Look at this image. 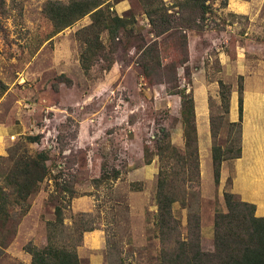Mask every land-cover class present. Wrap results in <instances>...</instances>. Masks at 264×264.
<instances>
[{"label": "rangeland", "instance_id": "374dc122", "mask_svg": "<svg viewBox=\"0 0 264 264\" xmlns=\"http://www.w3.org/2000/svg\"><path fill=\"white\" fill-rule=\"evenodd\" d=\"M45 1L6 0L8 13L0 18V90L5 88L0 95V168H13L20 155L41 150L49 154V173L29 198L28 211L21 215L24 206L13 203L10 219L0 222V264H30L25 245L29 241L41 245L48 233L57 245L74 247L79 264H152L160 249L154 141L161 128L178 124V98L171 94L179 90L177 85L188 88L189 75L197 66L201 70L197 76L209 90H217L218 80L237 89L239 76L252 73L251 60L245 51L236 63L239 71L223 70L216 50L209 49L210 57L196 59L190 69L187 61L177 63L182 55L177 31L168 33L172 38L167 33L156 37L140 0H103L111 14L126 15L133 35L122 37L127 47L118 44L111 52L107 33H101L109 56L97 58L84 71L79 62L84 44L78 32L90 23L89 16L54 33L42 12ZM261 36L254 33L251 38L261 41ZM163 37L169 39L161 50L162 64L176 63L172 82L174 73L166 67L149 80L137 63L140 47ZM220 47L236 56L235 44ZM261 61L263 65L256 67L264 72V57ZM211 113L221 114L220 107H212ZM227 120L224 114L217 137L222 146L230 137ZM232 131L237 138V127ZM35 135L36 142L26 139ZM144 145L150 148L147 157ZM11 146L16 148L13 158L7 156ZM148 157L151 161L145 164ZM113 169L119 172L116 179ZM217 188L205 175L194 195L187 191L185 203L199 212L205 249L212 243L215 212L225 211ZM56 206L62 209V223L55 219ZM172 210L185 225L188 207L175 201Z\"/></svg>", "mask_w": 264, "mask_h": 264}, {"label": "trees", "instance_id": "16d2710c", "mask_svg": "<svg viewBox=\"0 0 264 264\" xmlns=\"http://www.w3.org/2000/svg\"><path fill=\"white\" fill-rule=\"evenodd\" d=\"M103 3V0H46L42 7V12L51 22L54 33L72 26L86 15L89 16L90 23L78 32L82 34L84 44L79 55V62L84 71H88L97 58L109 56L107 50L115 51L118 44L127 47L128 43L122 42V37L133 35L132 22L126 15L111 14ZM140 3L156 37L167 33V37L172 38V33H168L177 31L175 33H178L179 46L182 49L181 58L177 63H185L188 60L186 31L203 29L212 13L208 0H173L169 3L164 0H140ZM7 13L6 0H0V18ZM103 32L107 33V50L106 43L100 36ZM164 37L161 41L154 39L141 46L137 63L142 69L143 77L149 80L166 67L168 72L174 73V77L169 78L172 82L175 81L176 63L172 60L168 64H162L160 58L165 45L163 43L169 39ZM238 80V121L228 123L230 137L224 146L217 141V137L223 124V115L228 113L231 86L218 80L221 114L210 117L211 161L215 184L219 182L222 161L241 155L243 77L240 75ZM177 87L179 90L172 94L180 97L179 121L183 126L184 145L178 147L172 144L169 128H161V135L154 141V154L159 160L155 201L160 249L157 260L152 264H264V216H257L254 204L242 201L230 191L223 192L225 211H217L213 216L211 246L207 249L202 246L199 212L185 203L187 191L193 193V189L200 185L194 101L191 92L186 93V88L178 85ZM3 90L4 86L0 95ZM234 126L237 127V138L232 137ZM26 139L36 142L39 136H27ZM149 151L150 148L144 145V156H149ZM15 153L16 148L11 146L7 156L13 158ZM48 160V151L41 150L35 155L18 156L11 169L0 168V222L4 223L10 219L9 207L13 203L24 206L21 208V215L28 211L29 198L49 173ZM150 161L151 157L146 158L145 164ZM112 175L115 179L118 178V170L113 169ZM65 189L70 190L68 187ZM175 201H180L183 207H188L185 225L173 213L172 204ZM54 212L56 221L62 223L61 207L56 206ZM53 239L51 233H48L46 241L41 245L36 246L31 241L25 245V250L31 257L30 264H79L74 247H62ZM1 252L0 250V255Z\"/></svg>", "mask_w": 264, "mask_h": 264}, {"label": "crops", "instance_id": "0c3cea01", "mask_svg": "<svg viewBox=\"0 0 264 264\" xmlns=\"http://www.w3.org/2000/svg\"><path fill=\"white\" fill-rule=\"evenodd\" d=\"M208 2L212 13L203 29L186 31L188 60L185 66H190L191 69L196 59L210 57L207 50L215 49V57L223 70L227 67L226 70L235 68L239 71L236 63L243 53L242 57H245L247 51L246 59L251 60L249 70L252 73L247 77L241 74L244 76L241 155L222 161L217 184L214 182L211 161L210 117L212 107L217 105L220 107L221 103L218 81L217 90L212 91L200 81V76H197L201 72L197 70L198 66L189 75L190 83L186 90L192 93L194 101L200 179L205 175L210 177L211 182L218 187V194L222 199L223 192L230 191L242 201L254 204L257 216H264V72L256 67L257 64L263 65L261 59L264 57V0H208ZM254 33H261V41L251 38ZM249 35L251 36L246 37ZM220 44H235L236 56L228 54ZM171 96L178 98L180 118V97L177 94ZM226 116L228 123L238 121V91L233 87ZM170 137L173 144L184 145L183 126L179 120L176 126L170 128Z\"/></svg>", "mask_w": 264, "mask_h": 264}, {"label": "built area", "instance_id": "2783aa9c", "mask_svg": "<svg viewBox=\"0 0 264 264\" xmlns=\"http://www.w3.org/2000/svg\"><path fill=\"white\" fill-rule=\"evenodd\" d=\"M153 137V136H152Z\"/></svg>", "mask_w": 264, "mask_h": 264}]
</instances>
